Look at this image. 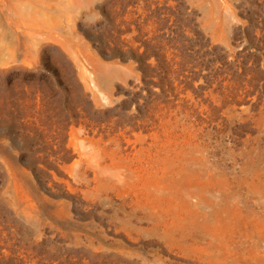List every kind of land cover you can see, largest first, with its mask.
<instances>
[{
    "label": "rangeland",
    "instance_id": "374dc122",
    "mask_svg": "<svg viewBox=\"0 0 264 264\" xmlns=\"http://www.w3.org/2000/svg\"><path fill=\"white\" fill-rule=\"evenodd\" d=\"M0 264H264V0H0Z\"/></svg>",
    "mask_w": 264,
    "mask_h": 264
}]
</instances>
